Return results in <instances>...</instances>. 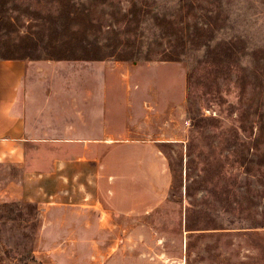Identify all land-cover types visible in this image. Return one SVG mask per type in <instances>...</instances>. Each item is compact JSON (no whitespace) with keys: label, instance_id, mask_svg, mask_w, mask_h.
Masks as SVG:
<instances>
[{"label":"rangeland","instance_id":"rangeland-1","mask_svg":"<svg viewBox=\"0 0 264 264\" xmlns=\"http://www.w3.org/2000/svg\"><path fill=\"white\" fill-rule=\"evenodd\" d=\"M8 58L143 110L97 147L106 211L11 186L0 264H264V0H0Z\"/></svg>","mask_w":264,"mask_h":264},{"label":"crops","instance_id":"crops-1","mask_svg":"<svg viewBox=\"0 0 264 264\" xmlns=\"http://www.w3.org/2000/svg\"><path fill=\"white\" fill-rule=\"evenodd\" d=\"M100 67L90 69L93 87L81 101L65 99L61 89H37L44 79L32 62L0 59V200L14 185L22 198L47 207L103 209L97 147L126 137V123L139 121L143 106L113 101L106 67ZM9 170L20 171L15 182Z\"/></svg>","mask_w":264,"mask_h":264}]
</instances>
